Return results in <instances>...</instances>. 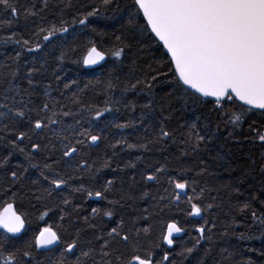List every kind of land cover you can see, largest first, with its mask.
<instances>
[{"label":"trees","instance_id":"16d2710c","mask_svg":"<svg viewBox=\"0 0 264 264\" xmlns=\"http://www.w3.org/2000/svg\"><path fill=\"white\" fill-rule=\"evenodd\" d=\"M11 2L17 8L16 15L0 4V105H8V108L0 107V112L8 113L0 117V213L12 204L25 221V231L14 236L0 229V248L29 250L26 245L30 243L36 261L55 264L60 259L63 243L76 238L79 230L83 250L95 249L90 257L82 259L85 264H93V260H101L103 243V239L95 237L107 239V232L123 221V230L118 228L121 236L133 225L139 229L151 228L147 237L141 233V243L151 247L155 260L161 264L172 261L176 264H199L200 261L203 264H248L249 260L264 264V255H261L264 252V223H261L264 220V147L252 139L255 131L264 132V111L247 112L236 100L226 101V110L247 112L240 127L229 137L233 126H225L226 117L217 119L222 113L213 110L214 101L201 98L200 103L186 105L183 99L177 98L183 95L182 91L166 95L173 91L171 69L174 66L147 28L134 0H110L107 5L104 0ZM94 10L96 15L89 16L81 25L79 21ZM129 19H135V24L129 25ZM53 25L68 31H57L45 41L43 37ZM41 28L45 31L41 32ZM36 44L41 48L37 49ZM92 46L108 58L100 67L86 69L82 60ZM118 48L124 49L120 58L112 55ZM29 80H32L31 85ZM150 99L151 109L143 108ZM25 103L28 108H24ZM44 103L50 106L47 113L39 112ZM161 105L166 109L163 116L170 117L164 120L165 130L172 132V136L158 139ZM17 108L34 118L38 112L40 116L71 112V116L60 117L62 124L50 127L60 132L65 126L80 121L77 131L83 127L101 136L96 145L79 146V154L70 166L63 161L53 165L68 182L51 191V195L44 191L50 185L40 176V170L45 163L60 160L61 137L50 130L33 131L27 117L13 120L12 112ZM104 108L110 111L96 120L95 112ZM193 123L197 131L206 123L212 130L219 127V134L202 141L193 151L195 137L190 132ZM119 124L128 126L117 127ZM19 131H25L31 139L18 140L17 144L25 153L32 152L31 163L38 167H30L24 154L11 149L9 141L15 140ZM61 135L72 139L70 130L65 129ZM33 142L40 143L42 150L34 151ZM141 144L147 147H138ZM43 145L48 147L45 149ZM5 156H9L7 164ZM81 158L87 161V167H77ZM105 162L110 166L103 167ZM161 167L164 171L157 172ZM12 171H17L19 179L16 181L11 178ZM44 171L50 175L47 169ZM148 175H155L157 179L147 180ZM169 177L189 181L187 196L181 195L176 201ZM109 180L113 181L110 186ZM106 187V198L88 195L89 191H104ZM188 196L202 197L199 203L206 208L203 219L188 214ZM209 204L211 208H207ZM93 208L99 211L93 214ZM105 211H112L113 215L106 216ZM172 220H176L185 233L174 238L176 243L169 248L162 234ZM49 226L57 232L61 243L51 249L35 247V237ZM200 226L210 231H205L190 256L178 255L182 248L193 247L195 238H199L196 229ZM89 240L90 245L83 243ZM115 248L124 251L119 237L113 242ZM165 252L169 253V261L162 259ZM79 254L80 249H77L76 254H68L67 259L73 261ZM116 254L110 257L114 264ZM23 259L29 260L28 257Z\"/></svg>","mask_w":264,"mask_h":264},{"label":"snow or ice","instance_id":"6c2138e0","mask_svg":"<svg viewBox=\"0 0 264 264\" xmlns=\"http://www.w3.org/2000/svg\"><path fill=\"white\" fill-rule=\"evenodd\" d=\"M104 3L107 5L110 0H104ZM0 4H3L5 10L10 11L12 15L17 14V8L11 0H0ZM134 5L138 6V12L143 13V18L147 21V28H150L155 37L162 42L170 57L171 64L174 65V68L171 69L173 72V91L166 93V95L172 96L176 92L182 91L183 95L177 98L183 99L186 105L188 103H200L202 97H214L213 110L218 114L222 113V115L217 116V119L226 117L224 119L225 126L227 127L229 124L233 126V131L228 133L229 137L233 136L235 129L240 127L247 112H251L254 108L264 110V0H134ZM94 15H96L95 10L87 13L79 23L84 25L88 17ZM128 24L134 25L135 19H129ZM40 31L43 32L45 29L41 28ZM57 31L67 32L68 29L64 27L56 29L53 25L52 28L47 29L48 35H45L43 39L48 41ZM117 39L119 40V37ZM24 43L27 44L28 41H24ZM35 47L39 49L41 45L36 44ZM126 47H130V45H126ZM123 51V48L115 49L112 55L120 58ZM18 56L19 53H17ZM104 59L105 53L92 46L87 50V55L83 57L82 62L84 65H94ZM31 71L29 74H31ZM12 75L15 76L16 73ZM152 79L155 80L156 77L153 76ZM28 83L31 85L32 80H29ZM137 83L141 82L137 81ZM111 86L109 84V87ZM132 87L135 88L136 85H132ZM11 90L12 88L9 89V91ZM149 93L151 94V86H149ZM5 98L7 99V97ZM235 100L243 102L240 106L241 109L245 105L248 106L247 112L243 110L233 112L225 109L226 101ZM0 107L8 108V105L4 104ZM49 107L48 103H44L39 112L47 113ZM142 107L151 109V99ZM24 108H28V104L25 103ZM32 110L29 109V111ZM165 110L164 106L161 105L162 119L160 120L158 139L172 136V132L165 130L164 127V120L170 118L163 116ZM8 111L12 112L11 109ZM108 111H110L108 108L97 110L95 119H101L104 112ZM39 112L37 117L34 118L27 116L23 109L17 108L12 112V118L15 120L17 117H27L28 125L33 131L50 130L54 135L61 137L60 160H55L52 164L45 163L40 170V176L48 181L50 185V188L44 191L51 195V191L60 189L68 182L60 172L56 171L53 165H58L63 161L65 165L70 166V162L79 154V146L85 143L89 147L96 145L101 140V136L92 134L90 129L83 127H80L77 131L80 121H75V124L65 126V129L71 131L72 139H70L68 135H61L65 129L57 132L56 129L50 126L62 124L63 121L60 117L71 116L73 115L71 112H52L51 115L44 116H40ZM7 115V112H0V117ZM89 124H91V121H89ZM116 126L127 127L128 125L119 124ZM219 131V127L212 130L207 123L197 131V125L193 123L190 127V132L195 137L192 150H197L202 141L213 139L219 134ZM201 132L204 134L202 135ZM80 137L86 139H80ZM26 138L31 139L25 131H19L16 139L9 141L11 149L24 154L30 167H38V165L31 163L34 158L32 152L25 153V150L17 144L18 140ZM73 139L75 143H73ZM252 139L253 142L258 141L264 147V132L255 131ZM64 141H67V143H64ZM47 147V145H43V148L46 149ZM129 147H137V145H129ZM138 147L146 148L147 146L141 144ZM31 148L39 152L42 150V145L33 142ZM10 155H12L11 151L9 152ZM9 156L3 158L5 164L8 163ZM109 166L107 162L103 165V167ZM77 167H87V161L81 158ZM45 169L49 171L50 175L45 174ZM24 171L27 172L28 169L24 168ZM156 171L163 172L164 168L161 167ZM11 178L13 181L19 179L17 171L11 172ZM146 179L155 180L157 177L148 175ZM33 183H36V181H33ZM112 183L111 180L107 182L109 186ZM169 183L173 184V194L176 201L181 199V195L187 196L188 180L169 177ZM107 190L106 187L104 191H96L95 193L89 191L88 195L106 198L105 192ZM192 191L195 193V188H192ZM201 199L202 197L198 196H188L187 203L190 208L188 214L190 216L203 219L202 214L206 211V208L201 207L199 203ZM67 202L65 200V203ZM110 203L115 204L118 201H110ZM211 207L212 205H207V208ZM98 211L96 208L92 209L93 214ZM104 215L110 217L113 213L112 211H105ZM253 218H256L255 213H253ZM207 223L208 221H205V224ZM261 223H264V220ZM24 226V219L21 215H17L12 204H8L4 212L0 213V227H3L8 233H19ZM118 228L123 230V221L120 222L118 227H113L107 232V239L102 236L95 237L97 240L103 239V243L100 245L101 260H93V264H114L113 260L110 259L114 252L118 253L115 255V264H161V261L155 260L151 247L141 243V233L147 237L151 233L150 227L139 229L133 225L122 236ZM206 230L210 231L204 226L198 227L196 231L200 235L199 238H195L193 247L182 248L178 255L185 258L190 256L196 245L200 243V239L204 238ZM183 232H185V229L176 220H172L167 223L166 232L162 234V239L167 245L172 246L176 243L173 235ZM131 233H135V235ZM79 237L80 233L77 230L76 238L72 239L71 242L63 243L60 259L55 264H85V260L82 258L90 257L95 249L89 248L88 251H84ZM117 237H119V242L124 245V251L119 248L113 249V242L116 241ZM58 243H61L60 237L51 226L41 229L39 235L35 237V247L37 248H46L49 245ZM83 243L90 245L91 241H84ZM32 247L33 245L29 243L26 245L29 250L15 249L9 251L0 248V264H40L30 251ZM77 249H80V254L76 256L75 260L69 261L67 259L68 254L75 255ZM261 255H264V252ZM24 257H28L29 260L25 261ZM162 259L163 261H169V253L165 252ZM171 264H176V262L172 261ZM199 264H203V262L200 261ZM248 264H254V262L249 260Z\"/></svg>","mask_w":264,"mask_h":264},{"label":"water","instance_id":"95a60500","mask_svg":"<svg viewBox=\"0 0 264 264\" xmlns=\"http://www.w3.org/2000/svg\"><path fill=\"white\" fill-rule=\"evenodd\" d=\"M142 13V12H141ZM142 15H143V13H142ZM146 21V20H145ZM146 23H147V21H146ZM154 36H155V34L154 33H152ZM156 39H157V41L163 46V44H162V42L161 41H159L158 40V38L157 37H155ZM97 48V47H96ZM163 48H164V46H163ZM98 49V48H97ZM99 50V49H98ZM164 50L166 51V53H167V50L164 48ZM100 51V50H99ZM102 52V51H101ZM104 53V52H103ZM169 56V55H168ZM106 62V55H105V59L104 60H102V61H99L97 64H94V65H85V67L86 68H88V69H92V68H96V67H99V66H101V65H103L104 63ZM174 66V65H173ZM191 91V90H190ZM203 99H205V100H212V101H215V98L214 97H202ZM239 104H242L243 102H241V101H238V100H236ZM244 107H248V106H244ZM254 111H264V110H260V109H257V108H254L253 109ZM23 230H24V228L23 229H21V231L19 232V233H21V232H23ZM19 233H15V234H19ZM184 235V232L183 233H179V234H174L173 235V238L175 237H181V236H183ZM167 244V243H166ZM55 244H53V245H49V246H47L46 248H52L53 246H54ZM169 246V245H168ZM174 245H172V246H169L170 248L171 247H173Z\"/></svg>","mask_w":264,"mask_h":264},{"label":"bare ground","instance_id":"6f19581e","mask_svg":"<svg viewBox=\"0 0 264 264\" xmlns=\"http://www.w3.org/2000/svg\"><path fill=\"white\" fill-rule=\"evenodd\" d=\"M87 55V54H86ZM106 55V60H107V58H108V56H107V54H105ZM84 67H85V65H84ZM86 68V67H85ZM86 69H88V68H86ZM24 228H25V226H24ZM0 229L1 230H4L5 232H7L3 227H0ZM8 233V232H7ZM23 232H21V233H19V234H14V233H9L10 235H14V236H18V235H21ZM185 233V232H184ZM175 238V237H174ZM173 238V239H174ZM165 244H166V242H165ZM57 244H55L54 246H56ZM167 245V244H166ZM53 246V247H54ZM168 246V245H167ZM52 247V248H53ZM169 247V246H168ZM170 248V247H169ZM172 248V247H171ZM41 249H51V248H41Z\"/></svg>","mask_w":264,"mask_h":264}]
</instances>
